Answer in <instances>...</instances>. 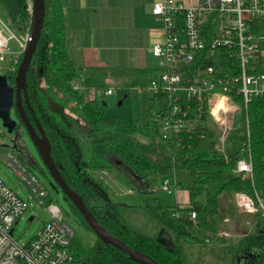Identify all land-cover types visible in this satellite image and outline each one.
I'll use <instances>...</instances> for the list:
<instances>
[{"label":"trees","instance_id":"16d2710c","mask_svg":"<svg viewBox=\"0 0 264 264\" xmlns=\"http://www.w3.org/2000/svg\"><path fill=\"white\" fill-rule=\"evenodd\" d=\"M0 6L19 30L30 26L27 0H0ZM65 30L61 0H46L41 36L27 73L28 99L51 142V152L61 175L71 188L82 195L107 230L162 264H185L181 258V239L203 240L194 234L193 229L202 226L207 218L223 214L221 198L224 195L246 193L254 198L257 206L258 199L264 203V96H251L245 104L244 96L236 88L230 92L233 101L239 105V122L228 135L225 152L216 147L219 132L209 112L207 97L202 102H191L189 119L193 125L190 128L171 131L164 137L160 117L167 105L165 97L150 96L144 120L121 121L98 109L95 106L98 98L86 97L92 88H108L104 75L84 80L86 91L74 89L73 84L80 77L67 53ZM250 30L256 35L263 34L264 19L252 21ZM205 53L209 55L205 63L213 64L221 73H238L235 48L218 47L213 55L210 50ZM22 56L15 70L5 68L4 74L11 84L15 83ZM11 63L12 58L8 65ZM258 69L264 72L263 59L259 60ZM163 71L161 66L129 71L125 86L146 88ZM106 104L103 97L101 105ZM24 107L32 119L26 101ZM78 126L87 127V135L92 137V141L106 149L104 156L90 150L77 133ZM103 130L111 133L98 136L97 132ZM86 151L91 152L90 156ZM249 158L252 160V172L237 173L238 161ZM179 168L187 169L194 181V185L188 188L189 201L164 206L159 198L152 195L154 191L150 187L158 178H172ZM91 169L127 173L129 181L145 196L139 207L159 223L160 229L164 228L173 235L174 250L169 251L161 244L157 235L144 234L125 223L121 208L127 204L113 201L108 187L90 174ZM65 198L80 223L91 230L79 209L68 197ZM193 211L197 215L195 219L191 217ZM253 236L252 245L261 246L264 227ZM74 247L83 264H142L97 237L88 248L75 238ZM248 264H264V246Z\"/></svg>","mask_w":264,"mask_h":264},{"label":"built area","instance_id":"2783aa9c","mask_svg":"<svg viewBox=\"0 0 264 264\" xmlns=\"http://www.w3.org/2000/svg\"><path fill=\"white\" fill-rule=\"evenodd\" d=\"M27 5L32 17L33 0H27ZM152 12L162 22L163 39L152 46L151 52L161 60L164 71L146 88L138 86L135 89H147L151 95L165 97L167 105L160 117L164 137L171 131L190 128L193 125L189 119L191 102H202L207 97L209 112L220 130L216 147L225 152L228 135L234 128L233 117L239 107L230 92L236 88L244 96L245 104L251 96H264V72L258 69L259 60H264V33L256 35L250 30L252 21L264 19V0H199L190 5L182 0H154ZM30 31L31 25L17 33L0 16V69H5L1 63L6 62L11 39L16 41L18 49L14 50L12 63H7L6 67L16 69L30 39ZM218 47L236 49L237 74H223L213 64L205 63L209 55L204 51L210 50L213 55ZM73 87L87 90L81 78ZM113 91V87L92 88L86 97L100 99ZM221 99L225 104L217 108ZM214 109H217L216 114ZM8 163L20 175L31 198L48 211L49 217L29 241L17 240L15 225L31 209L33 201L20 197L0 178V264H83L74 247V229L64 219L61 208L52 202L41 179L12 154L8 155ZM242 171L252 172L251 158L238 161L236 172ZM162 181V188L170 192L174 179L166 177ZM258 200L257 206L250 195L235 194L240 212L256 213L261 208L264 216V203ZM191 217H197L195 211ZM35 219V215L29 217L31 222ZM223 233L229 235L226 231Z\"/></svg>","mask_w":264,"mask_h":264},{"label":"rangeland","instance_id":"374dc122","mask_svg":"<svg viewBox=\"0 0 264 264\" xmlns=\"http://www.w3.org/2000/svg\"><path fill=\"white\" fill-rule=\"evenodd\" d=\"M0 16L15 32L19 33L22 31L7 18L1 6ZM17 49L18 45L16 41L11 39L10 50L6 55V62L1 63L3 67L7 68L6 66L8 65L6 64L11 59L14 50ZM158 62L160 65L161 60L158 59ZM4 73L5 69H0V74ZM112 84L114 85L113 93L104 95L107 104L101 105L102 98H100L95 106L103 110L106 116H115L121 121L144 120V116L150 105L149 96H151V92L146 89L138 93L135 89L127 88L126 84L124 85L121 80L115 81ZM238 113L239 107L237 106L235 116L233 117V126L239 120ZM212 118L214 120L213 116ZM213 123L217 127L215 120ZM217 130L219 132V141L220 130L218 127ZM76 131L92 152L100 156L106 154V149L101 144L93 142L92 137L87 135L88 130L86 126H78ZM110 133L109 130H103L97 132V135L102 136ZM15 135L16 133L11 134L7 131L0 119V178L16 191L20 197L33 201L31 209L15 225V238L21 243L29 241L40 230L44 221L48 219L49 214L47 210L31 198L20 175L8 163L9 154L16 157L22 164L27 165L41 179L52 202L61 208L64 219L74 229L76 240L84 248L92 246L96 241L95 233L81 224L73 213L67 199L50 175L30 137L26 133L22 134L19 141L16 142V137L13 139ZM90 153V151H86L87 156H90ZM89 172L96 180L101 181L108 187L113 201L127 204L121 208L125 223L147 235H157L160 232L159 223L144 208L139 207L143 204L145 196H142L141 191L136 185L129 181L127 173L108 169H91ZM172 179H174V183L170 186V192L162 188V179L158 178L154 180L153 185L156 191L152 195L159 198V201L164 206H173L176 202L187 203L189 201L188 188L194 185L191 174L187 169L179 168L174 171ZM221 203L223 214L221 212L214 218L209 217L202 226H197L193 229L194 234L203 240L195 242L191 238L181 239V258L185 264H237L238 260L245 256L244 252L247 247L250 246L248 249L253 254L258 255L261 252L264 240L261 246L252 245V243L254 241L253 234L258 233L264 227L263 210L260 208L256 213L240 212L235 201V194L224 195L221 198ZM31 215L36 216L33 222L29 221ZM223 215H227L229 218L223 221ZM223 231L228 232L229 235H225Z\"/></svg>","mask_w":264,"mask_h":264},{"label":"crops","instance_id":"0c3cea01","mask_svg":"<svg viewBox=\"0 0 264 264\" xmlns=\"http://www.w3.org/2000/svg\"><path fill=\"white\" fill-rule=\"evenodd\" d=\"M153 1L61 0L67 53L81 79L104 75L108 87L114 88L115 81L127 84L129 71L160 66L151 52L163 39L162 22L152 12ZM182 1L190 5L199 0ZM228 218L223 215V221ZM249 247L237 264H247L257 255Z\"/></svg>","mask_w":264,"mask_h":264},{"label":"water","instance_id":"95a60500","mask_svg":"<svg viewBox=\"0 0 264 264\" xmlns=\"http://www.w3.org/2000/svg\"><path fill=\"white\" fill-rule=\"evenodd\" d=\"M45 15L46 0H33V13L30 22V39L23 52L22 60L16 73L15 86L9 83L6 74H0V119L2 120V124L7 128L9 133L13 132L18 123L17 119L12 116V109L15 106L16 111L20 115L21 122L27 128L30 139L36 147L50 175L57 183L64 196L68 197L79 209L97 238L102 240L105 244H112L125 251L131 260L142 264H162L150 255L129 246L123 240L113 235L99 222L84 201L82 195L71 188L61 175L51 152V142L46 135L41 122L35 117L36 125H34L31 122L27 111L24 109L23 100L25 99L29 105V109L33 111L28 99L27 73L36 50L38 40L41 36ZM157 239L169 251L174 250L175 243L173 235L166 229L161 228Z\"/></svg>","mask_w":264,"mask_h":264},{"label":"flooded vegetation","instance_id":"af4514ba","mask_svg":"<svg viewBox=\"0 0 264 264\" xmlns=\"http://www.w3.org/2000/svg\"><path fill=\"white\" fill-rule=\"evenodd\" d=\"M11 84V83H10ZM11 85H13V86H15V83L14 84H11ZM24 99V98H23ZM26 100L24 99L23 100V106H24V102H25ZM28 108H29V105H28ZM24 109H25V107H24ZM30 110V109H29ZM32 112V119H30L31 120V122L32 123H35L34 125H36V122H35V114L33 113V111H31ZM12 116L14 117V118H16L17 119V121H18V123H17V126L14 128V130H13V134L14 133H16V135L13 137V139L15 138V141L16 142H18L19 141V138H20V136L22 135V134H27L28 136H29V133H28V130H27V128L25 127V125L21 122V119H20V115H19V113L16 111V108H15V106L13 107V109H12ZM30 118V117H29ZM6 128V127H5ZM7 129V128H6ZM11 133V134H12ZM30 137V136H29ZM254 259V258H253ZM252 259V260H253ZM251 260V261H252ZM251 261H249V262H251Z\"/></svg>","mask_w":264,"mask_h":264},{"label":"bare ground","instance_id":"6f19581e","mask_svg":"<svg viewBox=\"0 0 264 264\" xmlns=\"http://www.w3.org/2000/svg\"><path fill=\"white\" fill-rule=\"evenodd\" d=\"M225 104V101L224 99H221L220 102L218 103V107L217 108H222ZM214 113L216 114L217 113V109H214Z\"/></svg>","mask_w":264,"mask_h":264}]
</instances>
